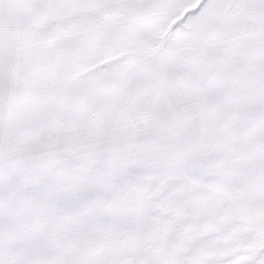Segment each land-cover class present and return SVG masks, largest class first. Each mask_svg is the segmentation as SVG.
<instances>
[{"label": "crops", "instance_id": "obj_1", "mask_svg": "<svg viewBox=\"0 0 264 264\" xmlns=\"http://www.w3.org/2000/svg\"><path fill=\"white\" fill-rule=\"evenodd\" d=\"M119 104L237 120V264H264V0H0V214ZM52 243L42 264H76L80 241Z\"/></svg>", "mask_w": 264, "mask_h": 264}, {"label": "rangeland", "instance_id": "obj_2", "mask_svg": "<svg viewBox=\"0 0 264 264\" xmlns=\"http://www.w3.org/2000/svg\"><path fill=\"white\" fill-rule=\"evenodd\" d=\"M176 107L115 105L96 138L73 139L80 153L51 154L49 183H37L49 169L28 170L33 200L3 202L0 264L16 252V264H42L44 244L65 240L82 244L76 264H237V120L209 105L184 113L204 119H165Z\"/></svg>", "mask_w": 264, "mask_h": 264}]
</instances>
